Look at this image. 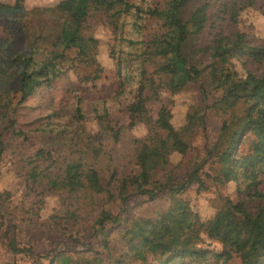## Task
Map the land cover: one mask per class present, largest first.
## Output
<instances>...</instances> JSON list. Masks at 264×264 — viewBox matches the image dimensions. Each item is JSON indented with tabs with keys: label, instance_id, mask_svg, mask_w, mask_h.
Here are the masks:
<instances>
[{
	"label": "rangeland",
	"instance_id": "rangeland-1",
	"mask_svg": "<svg viewBox=\"0 0 264 264\" xmlns=\"http://www.w3.org/2000/svg\"><path fill=\"white\" fill-rule=\"evenodd\" d=\"M58 1L25 0L24 20L30 22L31 28L36 22L31 19V8L53 6ZM132 1L141 8L162 6L165 2ZM210 1L208 22L191 44L196 43L197 47L202 48L220 32L232 39L238 33L249 44L264 45V0ZM235 10L236 19L232 20L229 15ZM99 17L98 14L92 18L89 26V32L98 42L97 59L103 68L99 78L81 80L74 68H69L54 82L44 83L13 109L3 103L7 95L14 102L17 101V68L13 63L3 66V71H0V113L13 114L17 119V129L23 130L27 136L24 138L23 134L9 131L5 137L7 146L2 161L0 189L8 191L10 196L4 201L2 213L0 211V264H115L116 260L122 264H144L131 247L140 244L135 233L137 222L151 227L175 203L165 190L160 191L152 201L135 193L131 186L125 203L116 188L113 189L114 197L109 201L105 193L93 194L91 198L84 192L53 191L46 183L34 182L28 177L29 170L35 165L31 161L38 148L50 150L55 156L54 161L47 159L37 163L39 170L50 163L48 172L54 176L61 173L67 161L82 157L93 162L92 165L99 169L105 182L108 170L104 163L109 154L111 164L117 166L119 173H135L141 182L147 175L151 182L177 185L186 172L206 158L207 151L219 134L225 115L210 106L218 92L208 93L209 96L203 98L197 83H190L176 94L162 89V100L148 103L152 113H155L159 103H168L176 129L185 125L188 113L202 115V121L188 138L189 148L185 154L174 150L173 137L167 138L164 148H158L148 140L150 134L157 133L155 130L152 131L144 123L130 125L127 108L135 94V78L121 81L124 75H135L138 70L136 63L129 65L126 54L145 48L140 42L160 33L161 24L158 19L135 9L123 14L116 27ZM6 23L5 19H0V37L4 36ZM23 37V34L17 36L20 47ZM197 57L209 61L207 52L197 53ZM232 65L242 77L249 71L255 74L260 72L259 65L245 56L233 57ZM79 72L82 76L85 69L81 68ZM78 107L81 115L77 114ZM110 127L120 128L119 140L113 139ZM251 138L248 136L244 140L242 150L249 148ZM100 146L106 150L105 158L103 153L98 158L88 153L92 147ZM138 155L145 159L143 166ZM229 170L223 169L215 159H208L201 168L205 188H198L193 183L173 198L185 200L201 222L211 219L224 206L227 198L233 202H244L253 211L264 207V202L248 196L250 178L240 175L232 180V174H229L228 179L219 180L214 176ZM260 178V187L264 188V175ZM102 209L119 217L115 223H106L107 234L104 237L95 231V220ZM261 220L264 225V218ZM155 237L177 250L205 252L204 257L176 256L170 264L241 263L243 243L230 228L223 231L221 240H215L203 232L198 236L189 233L184 224L177 220L157 231ZM8 238H15L20 246L32 247L34 254L12 253L7 245ZM142 249L148 257L146 261H150L151 255L144 247ZM222 250L231 253L229 262L216 258L215 254ZM132 251L134 256L131 255Z\"/></svg>",
	"mask_w": 264,
	"mask_h": 264
},
{
	"label": "trees",
	"instance_id": "trees-1",
	"mask_svg": "<svg viewBox=\"0 0 264 264\" xmlns=\"http://www.w3.org/2000/svg\"><path fill=\"white\" fill-rule=\"evenodd\" d=\"M24 1L0 0V19L7 22L3 28L4 36L0 37V71H3V66L13 63L17 68V101L14 102L7 95L3 104L8 108L15 109L44 83L54 82L69 68H74L81 80L99 78L103 68L97 59V39L89 32L90 21L99 14L103 22L116 27L123 14L135 9L136 12L143 11L147 16L158 19L162 31L148 41L142 40L141 45H145L142 50L126 54L129 65L136 63L138 70L135 75H124L121 81L135 78V94L127 108L130 125L144 123L152 131L155 130L157 133L150 134L148 140L158 148H164L167 138L173 137L174 150L185 154L189 148L188 138L202 121V115L197 112L188 113L185 125L176 129L168 103H159L155 113L150 112L148 103L151 100L160 102L162 89L176 94L190 83H197L203 98H207L208 93L218 92L210 106L225 115L206 158L186 172L177 185L151 182L147 175H144L141 182L135 173H119L117 166L111 164V155L105 158L106 150L101 146L92 147L88 153L91 152L94 158L103 153L108 170L105 182L99 169L88 158L67 161L61 173L55 176L48 172L50 163L39 170L37 163L40 160H55L51 151L43 147L38 148L34 154L31 164L35 165L29 170L28 177L34 182L46 183L53 191L84 192V195L91 198L93 194L105 193L108 201L114 197L113 189L116 188L124 203L130 186L135 193L152 201L160 191L165 190L174 200V205L162 213L151 227L146 223L136 224L135 233L140 244L131 247L140 255L144 264H170L176 256H205L204 251L177 250L155 237L157 231L177 220L184 224L189 233L198 236L203 232L215 240H221L223 231L230 228L243 243L240 264H264V225L261 224L264 207L253 211L244 202H233L227 198L224 206L211 219L201 222L185 200L173 198L193 183L198 188H205L201 168L208 159H215L223 169H230L225 174H215L217 179L226 180L229 174H232V180L238 179L240 175L248 177V196L264 202V188L260 187V176L264 175V45L249 44L238 33L232 39L220 32L202 48L197 47L196 43L191 44L208 22L207 9L212 3L210 0H165L162 6L147 8H141L132 0H59L53 6L32 7L31 19L36 22L31 28L30 22L24 20ZM236 12L230 13V19H236ZM20 34L24 35L21 47L17 44V36ZM204 52L208 53L209 61L197 57V53ZM236 56H245L256 62L259 74L251 71L244 77L238 74L232 65V58ZM81 68L85 69L82 76L79 74ZM76 111L81 115L79 107ZM16 122L13 114L5 111L0 113V175L7 146L5 137L9 131L27 137L23 130L17 129ZM110 130L113 139L119 140L120 128L110 127ZM248 136L252 138L249 148L244 151L241 149L242 144ZM138 160L141 166L145 164L141 155H138ZM9 196L8 191L0 189L1 213L4 201ZM118 220L117 215L102 209L95 220V231L104 237L107 234L106 223ZM7 245L12 253L34 254L32 247L20 246L15 238H8ZM142 247L151 255L150 261H146L148 257ZM131 255L134 256L133 251ZM215 256L224 262L232 259L231 253L226 250ZM115 264L122 263L116 260Z\"/></svg>",
	"mask_w": 264,
	"mask_h": 264
}]
</instances>
